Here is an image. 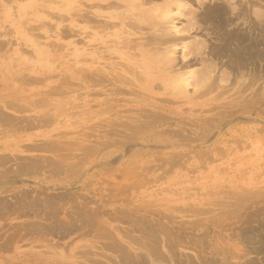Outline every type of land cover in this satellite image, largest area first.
I'll list each match as a JSON object with an SVG mask.
<instances>
[{
	"label": "rangeland",
	"instance_id": "rangeland-1",
	"mask_svg": "<svg viewBox=\"0 0 264 264\" xmlns=\"http://www.w3.org/2000/svg\"><path fill=\"white\" fill-rule=\"evenodd\" d=\"M78 3L92 91L48 151L0 162V264H264V25L229 30L223 0Z\"/></svg>",
	"mask_w": 264,
	"mask_h": 264
},
{
	"label": "crops",
	"instance_id": "crops-1",
	"mask_svg": "<svg viewBox=\"0 0 264 264\" xmlns=\"http://www.w3.org/2000/svg\"><path fill=\"white\" fill-rule=\"evenodd\" d=\"M51 1L0 0V162L5 165L48 151L75 130L76 110L89 96L84 90L92 91L85 82L95 71L99 43L79 38L78 0ZM29 23H40V38L34 32L39 28ZM100 49L108 61L111 47Z\"/></svg>",
	"mask_w": 264,
	"mask_h": 264
},
{
	"label": "clouds",
	"instance_id": "clouds-1",
	"mask_svg": "<svg viewBox=\"0 0 264 264\" xmlns=\"http://www.w3.org/2000/svg\"><path fill=\"white\" fill-rule=\"evenodd\" d=\"M203 7L209 3H216L217 0H202ZM230 12V16L236 19L235 25H230L229 30L233 27H242L249 29L253 21L256 24L264 25V0H223ZM199 8L198 12L203 9ZM242 7L247 8V13L241 15ZM198 14V13H197Z\"/></svg>",
	"mask_w": 264,
	"mask_h": 264
},
{
	"label": "bare ground",
	"instance_id": "bare-ground-1",
	"mask_svg": "<svg viewBox=\"0 0 264 264\" xmlns=\"http://www.w3.org/2000/svg\"><path fill=\"white\" fill-rule=\"evenodd\" d=\"M120 1V0H119ZM125 0H121V2L123 3ZM114 4V3H113ZM112 5V4H111ZM180 7V6H179ZM178 9V8H177ZM216 9V8H215ZM174 10V9H173ZM221 11V10H220ZM218 12V11H217ZM212 13H214V12H212ZM218 14H219V12H218ZM83 15V14H82ZM81 15V16H82ZM216 15V14H215ZM84 16V15H83ZM207 17V16H206ZM216 17V16H215ZM223 17H224V15H223ZM213 18H214V14H213ZM220 18V17H219ZM91 19V18H90ZM207 19V18H206ZM223 19V18H222ZM228 19V18H227ZM219 21V20H218ZM226 21V20H225ZM228 21V20H227ZM229 21H231V20H229ZM122 22V21H121ZM91 23H92V21H91ZM97 23H99V21L97 22ZM103 23V22H102ZM215 23V22H214ZM218 23V22H217ZM232 23V22H231ZM109 24V23H108ZM126 24V23H125ZM228 24V23H227ZM227 24L225 25V26H227ZM116 25V24H115ZM215 26H216V24H214ZM219 25V24H218ZM223 25H224V22H223ZM99 26V25H98ZM230 26V25H229ZM224 27V26H223ZM217 29V28H216ZM234 29V28H233ZM220 30V29H219ZM234 31H235V29H234ZM236 32V31H235ZM262 33V32H261ZM264 33V32H263ZM232 34L234 35V33L232 32ZM232 34H230V35H232ZM247 34H248V32H247ZM217 35V34H216ZM226 35V34H225ZM242 35V34H241ZM262 35V34H261ZM246 35H244V37H245ZM224 37V36H223ZM226 37V36H225ZM239 37V36H238ZM263 37V36H262ZM230 38V37H229ZM229 38L227 39V40H224V39H222V41H228L229 40ZM235 43H236V41L239 39H237V37H236V34H235ZM231 39V38H230ZM232 40H233V38H232ZM244 40V39H243ZM248 40V39H247ZM252 40V39H251ZM257 40V39H256ZM168 41V40H167ZM219 41H221V40H219ZM225 42H224V46H225ZM232 42V41H231ZM238 42V41H237ZM241 42V41H240ZM246 42V41H245ZM245 42H243V43H245ZM250 42V41H249ZM252 42V41H251ZM264 42V41H263ZM262 43V42H261ZM228 44V43H227ZM238 44V43H237ZM252 44V43H251ZM257 44V43H256ZM232 45V44H231ZM239 45H241V44H239ZM244 45V44H243ZM229 46H230V43H229ZM234 46V45H233ZM249 46V45H248ZM247 46V47H248ZM251 46V45H250ZM226 47H227V45H226ZM242 47V46H241ZM262 47L264 48V46L262 45ZM230 48H231V46H230ZM229 48V49H230ZM233 48H237L236 46L235 47H233ZM243 48H246L245 47V45H244V47ZM242 48V49H243ZM251 48V47H250ZM252 48H253V45H252ZM219 49V48H218ZM223 49V48H222ZM232 49V48H231ZM254 49V48H253ZM257 49V48H256ZM239 50H240V48H239ZM250 50V49H249ZM227 51V50H226ZM229 51V50H228ZM233 51V50H232ZM238 51V50H237ZM236 51V52H237ZM246 50H244V52H245ZM222 52H223V50H222ZM224 52H225V48H224ZM240 52L241 53H243L244 54V52H242L241 50H240ZM247 52H248V50H247ZM253 52H254V50H253ZM262 52V51H261ZM261 52H259V53H261ZM226 53V52H225ZM224 53V54H225ZM235 53V52H234ZM255 53V52H254ZM264 53V52H263ZM221 54V53H220ZM219 53H218V55H220ZM249 54H250V51H249ZM248 54V55H249ZM256 54V53H255ZM229 55H231V54H229ZM233 55H235V54H233ZM251 55H253V54H251ZM260 55V54H259ZM262 55V54H261ZM224 56V55H223ZM238 56H240V53L238 54ZM242 56V55H241ZM244 56V55H243ZM247 56V55H246ZM211 57V56H210ZM249 57V56H248ZM254 57V56H253ZM259 57V56H258ZM228 58H230V57H228ZM237 58V57H236ZM239 58V57H238ZM247 58V57H246ZM250 58H251V56H250ZM235 59V58H234ZM239 60V59H238ZM248 60V59H247ZM240 61H242V60H240ZM243 61H245V60H243ZM231 62H233V61H231ZM238 62V61H237ZM250 62V61H249ZM210 63V62H209ZM243 63V62H242ZM244 63H246V61L244 62ZM210 65V64H209ZM209 65H207V66H209ZM211 66V65H210ZM247 66V65H246ZM205 68V67H204ZM85 72H86V70H85ZM204 72V71H203ZM85 74V73H84ZM201 74H202V72H201ZM197 75V74H196ZM81 76H83V74L81 75ZM198 76V75H197ZM201 76V75H200ZM83 77H85V76H83ZM88 77V76H87ZM82 78V77H81ZM99 79H100V77H98ZM208 78V77H207ZM103 79V78H102ZM197 79V78H196ZM94 80V79H93ZM99 81V80H98ZM197 81V80H196ZM98 83V82H97ZM95 85V84H94ZM156 117V116H155ZM156 118H158V117H156ZM159 120V119H158ZM151 123V122H150ZM153 125V124H152ZM121 127V126H120ZM140 127V126H139ZM141 128V127H140ZM16 129V128H15ZM142 129V128H141ZM44 145V144H43ZM85 153H86V151H85ZM50 164V163H49ZM53 165V164H52ZM75 165V164H74ZM42 166V165H41ZM66 166V165H65ZM32 167V166H31ZM25 169V168H24ZM21 172V171H20ZM21 201V200H20ZM26 204V203H25ZM23 205L24 204H22V207H23ZM27 205V204H26ZM30 205V204H29ZM45 205V204H44ZM21 206V205H20ZM32 207V206H31ZM31 209V208H30ZM86 213V212H85ZM88 220V219H87ZM64 228V227H63ZM10 243V242H9ZM8 243V244H9ZM76 262L77 261H75L74 260V257H70V258H68V259H64V260H61V259H59V260H55V261H53V262H47V261H42V262H40V264H76ZM24 264H34L33 262H30V263H24Z\"/></svg>",
	"mask_w": 264,
	"mask_h": 264
}]
</instances>
